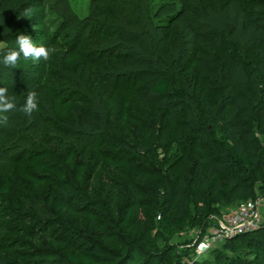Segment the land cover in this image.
<instances>
[{
	"label": "trees",
	"instance_id": "trees-1",
	"mask_svg": "<svg viewBox=\"0 0 264 264\" xmlns=\"http://www.w3.org/2000/svg\"><path fill=\"white\" fill-rule=\"evenodd\" d=\"M19 1L0 0V19L5 17L0 21L1 41L33 32L14 13L21 10ZM91 1L93 16L83 20L67 49L81 56L80 75L87 69L93 74L90 95H78L67 120L43 119L41 127L34 117L30 131L40 134L39 139L48 130L54 132V144L41 146L35 154L53 158L60 179L45 175L42 188L28 186V197L14 196L15 209L0 205L1 215L22 224L8 228L6 248L35 258L36 264H65L59 245L71 248L83 237L69 214L78 222L89 216L75 200L97 199V204L112 209L109 220L127 222L126 229L136 234L122 250L112 252L115 264H155L145 242L147 234L139 230L142 206L161 221L181 223L190 217L186 214L190 203L209 208L213 199L258 197L254 186L264 179L258 161L264 157V144L256 142L247 120L264 133V0H256L261 8L260 35L244 49L247 57L258 53L259 63L243 88L236 82L239 51L223 46L214 31L192 26L187 0H178L177 9L174 3H164L156 12L152 0ZM199 1L204 11L225 10L232 3ZM44 3L39 0L32 8ZM186 22L190 36L181 30L180 24ZM81 43L87 49L80 51ZM0 70L10 69L0 65ZM40 84L26 81L13 90L26 99L31 90L39 93ZM19 109L0 113L6 117L0 120V134L8 133L2 121L22 119ZM219 129L227 133V141L216 137ZM75 175L84 183H74ZM35 198L42 199L39 206L30 201ZM25 209L29 211H21ZM198 219L206 224L205 217ZM89 222L100 230L99 223ZM96 253L106 254L101 246L93 249ZM137 254L145 258L139 261ZM258 261L264 262V249L244 264Z\"/></svg>",
	"mask_w": 264,
	"mask_h": 264
},
{
	"label": "rangeland",
	"instance_id": "rangeland-1",
	"mask_svg": "<svg viewBox=\"0 0 264 264\" xmlns=\"http://www.w3.org/2000/svg\"><path fill=\"white\" fill-rule=\"evenodd\" d=\"M44 1L43 7L38 5L36 8H32V5H36L39 0H21L19 1L21 10L14 13L19 15V21L27 29L33 31L27 35L32 37L37 46L43 45L49 48L51 45L49 49H54V51L51 52L49 59L35 62L21 57L14 68L8 67L11 71L0 70V87L8 83L13 85V88L8 90V94L15 97L17 107L20 104L23 105L26 99H22L23 97L21 98L17 90H13L14 86L21 85L26 81H41L37 97L38 110L34 111L31 116L19 111L21 115L23 113L22 119L1 122L8 133L0 134V205H7L14 209V196L28 197L30 194L28 186L35 190L42 188L44 183L41 182V178L45 175L53 177L55 181L60 179L55 170L57 162L51 157L35 154L36 149H40L41 146L54 144L52 141L54 132L47 129L48 132L39 139L40 134L30 131L34 127V117H38L41 127L45 120L55 122L72 118L71 112L73 113L76 105L74 100L79 97L78 95L85 96L87 93L90 95L89 84L94 79L88 69L83 75L78 73L82 61L81 56L77 54L76 50L72 53L67 51L71 37H77L80 33L83 20L93 16L92 9L95 8L93 2L91 0ZM164 3H174L176 9L181 7L178 0H152V12L158 11ZM187 3L191 8L189 12V21L191 22L189 23L192 26L201 31H214L215 35L222 39L223 46L239 51L241 67L236 73V82L240 87H245L252 77L251 69L259 63L258 53L249 54L248 58L244 50L250 47L253 40L256 39L255 37L258 38L260 35L257 29V20L260 18L258 12L261 8L256 4V0H232L229 8L216 11L202 10L199 0H187ZM28 9V14L25 15V11ZM163 13L160 12V15ZM3 17L4 14L1 18L4 19L5 17ZM180 26L184 34L191 35L187 22ZM17 36L9 41L0 40V60L8 50L18 48L16 45ZM54 41L58 45L54 44ZM86 46L81 43L78 49L83 51L85 48L87 49ZM250 59L252 60L251 64H249ZM0 65L4 64L0 62ZM17 107L13 110L14 113L19 109ZM227 112L232 115L229 108H227ZM247 127L255 131L256 142L262 146L264 133L254 129L252 119L247 120ZM216 137L226 141L229 139L227 133L220 129L216 131ZM19 159L21 161H18ZM30 160L31 162H28ZM76 160L78 161V159ZM258 161L264 169V157L259 158ZM53 166L54 168H52ZM79 181L84 183L83 179L75 175L73 182L79 183ZM45 184L47 185L46 182ZM254 189L259 193L256 199L260 202L259 225L253 230L217 242L202 253H198L196 247L209 233L216 217L234 208L247 206L254 201L251 199H213L209 208L194 207L190 203L189 212L186 213L190 214V217L185 218V221L181 223L161 221L150 208L142 206L144 212H139L138 215L141 219L139 230L147 234L145 242L153 255L155 264H244L254 259L257 253L264 249V179L259 180ZM30 201L37 206L42 203V199L37 198L30 199ZM75 201L76 205L83 207L85 212L89 213V216L88 218L80 217L81 221L78 222L76 216L69 214L70 220L72 219L74 225L77 226V232L83 237L76 240L75 246L71 248L59 245L64 263L115 264L112 252L122 250L127 239L136 236L135 232H129L126 229L127 222L118 223L116 219L109 220L113 214L112 209L97 204V199H76ZM146 201L148 203L151 199H146ZM194 217L197 220H194ZM200 217H205V225L199 223L198 218ZM14 219L15 217L0 214V264H36L35 258L27 257L25 253L19 251L15 253L12 249L6 248L8 244L5 241L11 233L8 228L22 225L21 222ZM89 220L99 223L100 230L96 231ZM97 246H101L106 254L98 255L96 253L94 256L93 249ZM135 258L140 261L145 256L137 254ZM51 260L48 258L49 262ZM257 264H264V262L258 261Z\"/></svg>",
	"mask_w": 264,
	"mask_h": 264
},
{
	"label": "clouds",
	"instance_id": "clouds-1",
	"mask_svg": "<svg viewBox=\"0 0 264 264\" xmlns=\"http://www.w3.org/2000/svg\"><path fill=\"white\" fill-rule=\"evenodd\" d=\"M29 10L25 11V15ZM17 49H10L3 55L2 62L5 66L14 68L17 62L23 57L25 60L39 62L40 60L47 61L54 49H49L43 45L37 46L32 37L27 34H19L16 38ZM38 94L36 91H30L27 95L26 102L20 107V111L28 116L38 110ZM17 107L15 97L8 94V89L0 87V113H8L15 110ZM6 117L0 116V120H5Z\"/></svg>",
	"mask_w": 264,
	"mask_h": 264
},
{
	"label": "built area",
	"instance_id": "built-area-1",
	"mask_svg": "<svg viewBox=\"0 0 264 264\" xmlns=\"http://www.w3.org/2000/svg\"><path fill=\"white\" fill-rule=\"evenodd\" d=\"M259 204L255 200L247 206L234 208L217 216L209 233L197 245V252H205L217 242L255 229L261 219Z\"/></svg>",
	"mask_w": 264,
	"mask_h": 264
}]
</instances>
